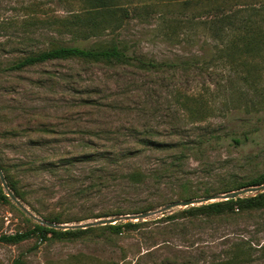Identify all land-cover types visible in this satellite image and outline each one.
Segmentation results:
<instances>
[{
    "label": "rangeland",
    "instance_id": "rangeland-1",
    "mask_svg": "<svg viewBox=\"0 0 264 264\" xmlns=\"http://www.w3.org/2000/svg\"><path fill=\"white\" fill-rule=\"evenodd\" d=\"M224 1L115 0L116 5H127L130 9L140 5H151L153 9L148 16L132 15L115 31L102 23L93 34L87 27L83 30L62 26V20L85 15L89 6L84 0H0V130L8 120L12 126L32 125L30 115H33L56 124L57 128L73 130L68 133L69 139L61 144L73 151L81 149V132L90 129L125 131L131 126L152 127L159 132L155 136L159 140L172 142L182 138L178 145L147 150L128 163L147 169L159 158L170 161L183 151L182 173L171 171L158 185L151 181L138 187L113 183L86 199L75 201L74 214L99 211L117 202L139 204L154 200L162 203L164 198L176 197L182 181L202 195L204 185H214L222 176L246 179L264 171V103L260 104V111L250 109L259 96L241 80L229 82L226 76L231 70L229 66H189L187 70L178 66L173 78L169 75L171 71L165 70L150 78L136 74L134 79L123 70L102 68L98 64L85 66L76 60H53L20 71L7 67L26 51L46 47L49 42L90 47L115 35L127 40L137 56L157 63L209 53L213 43L204 22L216 15L215 8L223 6ZM239 3L260 5L264 0H229L224 5L225 11ZM176 20H181L180 27L175 26ZM205 39L209 45L204 43ZM254 67L260 69L258 87L264 91V66ZM162 68L167 69V66ZM175 88L181 95H174ZM126 90L128 92L124 93ZM99 97L116 107L95 109L79 103L80 98ZM190 110H194L195 119L189 116ZM200 132L218 133L221 137L203 144L183 145L188 134ZM31 135L37 138L36 133ZM95 140L98 146L104 144ZM49 148L48 145L30 148L25 137L0 139V154L10 163L34 157L33 152L37 158L45 157ZM87 165L79 164L78 169L85 172ZM27 182L28 188L36 192L39 200L36 206L42 209L49 208L64 193L65 186L59 176L32 172ZM260 217L240 218L213 235L205 231H193L185 236L159 235L152 255H138L151 247L150 240L145 241L138 232L110 240V236L99 231H90L36 247H33L35 239L16 245L0 244V264H12L18 257L23 264H167L168 257L182 258L188 251L198 255L204 250L210 256L224 259L228 255L226 251L234 244L244 245L250 256L237 253L232 264H264V212ZM94 220L88 218L78 223ZM25 225L24 217L10 204L0 203V233H10Z\"/></svg>",
    "mask_w": 264,
    "mask_h": 264
},
{
    "label": "trees",
    "instance_id": "trees-1",
    "mask_svg": "<svg viewBox=\"0 0 264 264\" xmlns=\"http://www.w3.org/2000/svg\"><path fill=\"white\" fill-rule=\"evenodd\" d=\"M84 2L89 6L85 15H74L62 20L63 27L67 29L81 27L83 30L87 27L91 33L95 34L96 28L100 24L106 23V27L115 31L132 15L148 16L153 9L150 8L151 5L134 6L130 9L127 5H116L115 0H84ZM226 2L228 3L229 0H225L224 5L227 4ZM224 5L217 6L215 8L216 15L204 22L213 43V48L209 53L191 54L178 61L157 63L152 59L137 56L134 50L130 49L127 40L115 35L90 47L49 42L46 47L21 54L12 60L7 69L20 71L53 60H76L85 66L98 64L102 68L123 70L134 79L136 74L150 78L154 73L165 70H170L169 75L173 78L178 66H181L182 70L189 69V66H207V68L209 66H229L231 70L226 75L229 82L238 79L250 86L259 99L262 98L255 100L250 109L260 111V104L264 103V91L258 87L261 77L260 69L254 66H264V3L260 5L239 3L237 7L229 8L227 11H225ZM180 22L181 20H176L175 26L180 27ZM204 43L209 45L206 39ZM163 65L167 66V69L162 68ZM127 92L128 90L124 93ZM174 93L175 96L181 95L177 88L174 89ZM184 98L187 100L186 95ZM101 99L103 98H80L79 103L92 106L95 109L116 107V105H109V101ZM183 103L185 102L183 101ZM190 111L189 116L191 119H195L193 118L195 117L194 110ZM30 119L33 124L24 126H12L8 120L4 128L0 130V139L11 140L25 137L28 147L38 149L48 145L50 148L47 156L37 158L36 152H33L34 157L32 155L24 159L19 158L10 163L0 154V167L8 187L19 201L36 216L55 224L78 223L88 218L98 219L121 214L143 213L159 208L171 200L219 194L264 182V171L246 179L233 175H221L222 177L216 184L204 185L201 190L202 195H199L196 189L182 181L177 188L176 197L164 198L162 203H157L154 200H147L139 204L117 202L114 206L104 207L99 211L88 210L84 214H74L72 210L75 201L77 203L79 199H86L92 193L99 192L113 183L120 182L138 187L151 181L154 185H158L169 172L182 173L185 157L183 151L176 154L170 161L159 158L154 166L147 169H143L135 163L128 164L129 161H133L147 150L166 149L178 145L182 138L172 142L159 140L155 138L159 132L152 127L138 129L131 126L125 131L90 129L81 132L83 134L80 143L81 149L73 151L61 146L63 140L69 139L68 133H73V130L57 128L56 124L45 122L33 115H30ZM199 119L202 120V118ZM197 129L200 127L198 126ZM31 133H36L37 138H33ZM84 134L89 136H84ZM220 137L218 133L211 132L188 134V139L183 141V145L194 142L203 144L213 138ZM95 139L103 141L104 144L98 146ZM235 142L238 140L235 139ZM106 143L109 144L106 145ZM85 163L89 165L83 172L84 169H78V165ZM32 172H45L50 176H59L65 186L61 198L51 204L49 208L42 209L41 206L39 208L35 204L39 203L36 192L27 186V178ZM123 200L126 199L123 198ZM0 203L10 204L14 211L24 217L26 222L23 228L10 233H0V244L16 245L35 239L36 243L33 247H36L37 244L50 240H69L90 231H99L105 236H110V240L122 239L138 232L145 241L150 240V248L153 247L146 252L138 253L139 256H142L144 254L152 255V250L158 245L156 240L159 235L173 237L179 234L185 236L193 231H205L213 235L214 232L224 229L240 218L257 217L261 219V213L264 212V192L190 205L147 220H122L113 224L66 229L49 227L29 217L6 195L1 184ZM167 241L168 239H164V242ZM239 249L240 252H237ZM226 253L228 254L227 258L223 259L210 256L204 250L199 251L198 255L188 251L187 256L182 258L177 255L168 257L166 263L232 264L236 261L237 253L244 257L250 256L249 250L240 244L232 245ZM12 264H23V260L19 257L15 258Z\"/></svg>",
    "mask_w": 264,
    "mask_h": 264
},
{
    "label": "water",
    "instance_id": "water-1",
    "mask_svg": "<svg viewBox=\"0 0 264 264\" xmlns=\"http://www.w3.org/2000/svg\"><path fill=\"white\" fill-rule=\"evenodd\" d=\"M0 184L3 187V189L6 192V195L23 211L25 212L29 217L33 218L35 221H37L40 224L49 226V227H55V228H86L89 226H94V225H104V224H113L117 221H138V220H147L157 216H162L167 212L172 211L175 207L178 208H185L190 205H199L202 203L206 202H212L216 200H224V199H229V198H235L238 196H248V195H254L260 192H264V182L258 185H251L239 189H234L230 190L224 193H219V194H212V195H207L203 197H194V198H186L182 200H176L172 201L169 203L164 204L163 206L156 208L154 210H150L147 212L143 213H137V214H121V215H116V216H111V217H106V218H98L95 219L92 222H85V223H78V224H55L53 222L46 221L35 214H33L25 205L19 201V199L13 194V192L10 190L8 187L4 174L2 172V169L0 167ZM250 193V194H247Z\"/></svg>",
    "mask_w": 264,
    "mask_h": 264
}]
</instances>
